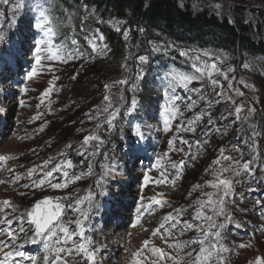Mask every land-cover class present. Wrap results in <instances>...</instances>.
Returning a JSON list of instances; mask_svg holds the SVG:
<instances>
[{
	"label": "rangeland",
	"instance_id": "1",
	"mask_svg": "<svg viewBox=\"0 0 264 264\" xmlns=\"http://www.w3.org/2000/svg\"><path fill=\"white\" fill-rule=\"evenodd\" d=\"M178 2L180 5L188 3L193 13L207 11L219 21L226 18L229 24H232L234 19L240 15L244 24H250L252 27L259 28L256 34L264 41V0H178ZM17 5L20 6L21 3L14 4L13 0L0 3V13H2L0 15V37H2L0 39V46L3 47L4 43L10 41L9 35L12 34L13 21L21 16L20 23L24 25L20 38H23V40L15 41L12 39L9 43V50L14 52L16 61L21 60L23 56L24 67L27 68V65L30 63L25 54L30 52L31 45L34 44L33 40L35 39L34 32L28 35L29 27H35L38 16L37 13L34 16H28L25 13L23 16V10H16L15 7ZM30 9H35V2L27 4L29 13ZM89 13H93V11L91 12L82 8L78 9L74 15H68V19H73V22L76 23L72 25V21L67 22L64 18L60 20L58 15L53 12L54 25L57 28V34L53 40L54 49L58 48L60 42L65 40L63 37L67 36V39H69L70 36L68 34H80L82 35L81 40L85 42V46H88V48L84 51L85 46L83 45L78 49L80 52L90 54L89 58L78 55L79 57L68 59L67 52L62 51L60 54L65 57L64 62L56 61V64L62 67V72L49 71L46 74L38 71L32 74L33 70L16 74L15 66L13 64L9 66L8 70L10 73L13 72L14 76L26 78V81L38 78V81L32 84V87L37 88V93L32 94L35 100H38L36 99L37 95L43 93V89L48 85V95H44L43 97L45 104H48L52 97L61 92V89H57V87L65 84L61 80L62 76H67L70 86L58 97L57 106H44L41 103L40 107H38L39 103L34 105L28 102L21 108H14V103L12 107L4 104L0 108V115H4L0 124L2 123L6 127L10 125L15 126V130H12L14 131V135L10 132L6 133L3 140H0V157H2L1 151L4 153L8 152L9 154L12 150H20L16 155L9 154L12 162L20 163L24 167V170L34 169L35 164H37L40 170H42L41 173L43 175L49 170L52 171L59 168L61 162L72 163L73 168L80 170L85 176L78 180L84 179L86 183L93 182L97 193L100 195L103 187L99 181L100 177L96 175V170L99 171V167L105 162L112 161L113 157L123 160L128 153L132 152L135 154L134 146H130L127 149L128 145L126 142L122 143L125 141L123 139L125 135H130V131L126 130L125 124L118 123L119 115L112 121L111 127L106 123L108 113L103 112V108L109 102L104 100V96L108 94L111 97L112 107L109 108V112L115 109H119L118 113L120 110L124 112L123 107L126 100L130 98L133 105L135 98L140 94L138 90L139 86L143 85V81L149 77L148 73L143 71V67L147 66L151 56H145L143 53L147 48H150L148 49L150 52L155 48H160L159 54L163 55L164 51L172 49V45L167 43L166 40L156 37V35H148L143 40L145 45L143 42H140L143 43L142 46H131V43H127L122 46L121 57H116L114 50L98 31L103 26H106L112 32L117 33L122 40L129 42L132 39L131 28L123 19L104 20L99 19L95 14ZM30 18H32L31 22L29 21ZM79 22L82 23V26H80ZM116 28L121 29V31H117ZM125 30H129L127 36L124 35ZM101 35L103 37L102 41L98 39ZM255 40L257 41V38ZM93 42L99 44L96 53L90 47V43ZM22 45H25L28 51H24ZM40 47L43 49L46 45H41ZM181 52H185V49L177 46L175 55L178 57L182 56ZM186 52L188 53L187 56L189 57L191 68V70L187 69L189 73L195 72L193 65H202L205 61L208 63L212 62L208 59L210 55H204L205 53L199 54L190 49H187ZM139 56L146 57L147 62L139 61L137 59ZM197 56L199 57V61L195 59ZM44 57L45 52H42L40 67L50 64ZM214 59L218 64V68L228 74L227 80L222 75L214 74L212 76V79L219 81V84L223 87L217 86L215 91H213L207 74L201 77L202 84L198 82H193L192 84L195 85L196 89L203 86L204 94L211 96L210 101L213 100L219 105L200 110L199 103L202 98L198 95L193 102V108L195 109L194 116L186 109L183 110V105L176 106L180 114L170 120L169 126L172 122L173 127L171 129L172 136H174L172 147L170 148L172 150L184 149V152L173 150L176 153L173 161L178 163L183 161L185 166L181 173L176 172L173 176L169 175L170 183L173 179H176L178 184L175 187L177 188L175 189L172 184L168 185L167 195L160 200L163 203L160 204L157 219L144 224L148 229L143 232L139 241L145 235L152 234V231L158 228L156 226L159 221L168 226V222L165 220L166 215L171 213L173 216H177V212L175 211L177 209L182 210L183 220L190 221L193 225L203 224L205 228L208 227L207 222L201 219H193V217H195L197 210L207 215H213L211 211L212 206L208 205L207 201L210 195L215 200L220 193V189L210 186L215 181L213 173L215 170L222 166H227L229 163L223 160H221L220 164L213 163L214 160L220 158V149L223 148L225 155L241 159L242 161L252 159L253 155L257 156L255 164L252 165L254 168L253 176L244 174L241 177H233L234 181L239 182L234 183V192L226 198L225 207V211L232 215L233 222L227 224L225 229L222 230L223 243L226 244L224 241L227 238L230 243L232 242V247H227L228 250L223 255L227 260V264H256L257 258H261V264H264V61L257 58L252 63L246 62L249 64V68L245 69L242 67V61L237 62V58L232 56H222L221 54ZM124 65L126 67H122ZM86 66H89V68L86 69ZM91 67L95 68L98 79L94 77L84 87L81 86V82L76 83L79 78L85 79ZM230 68H233L234 71H229ZM195 73L200 76V73ZM30 74H32L31 79H29ZM73 76H75V79H73ZM124 78H127V84H117L106 93V84L112 85L114 81ZM229 83L232 84L231 89L228 87ZM169 84H163L159 81L149 82L144 88L142 98L147 100L149 105H154L153 98L155 95L151 94L150 97V90L157 85L166 91L169 98L175 99L177 93H182V89L178 86L170 88ZM79 90L80 92H78ZM236 90L244 94L242 96L237 95ZM221 91L224 93V96H222L224 100H222V97H217L216 95L217 92ZM117 94L122 95L123 99L120 100ZM229 97L231 98L230 100L228 99ZM0 98L2 97L0 96ZM157 98L161 103H165L163 97H158V94ZM204 100L206 103H209L208 97ZM77 101H80L82 107L76 110V116H73L72 110L76 106ZM232 101H235V103L233 104ZM237 105L243 106L240 113L241 117H244L248 113V109H254V111L248 116L247 120L241 119L238 121L235 118V107ZM221 110L224 111L223 115L218 119H214L212 115L216 111ZM151 112L152 110H148L144 119L146 120L145 123H148L149 126L151 123L147 117ZM162 112L163 109L157 118L164 124ZM202 113L203 116L198 120L197 117ZM208 113L211 114V124L208 122ZM90 116L94 118L90 120ZM189 121H195L191 125V127H195V132L185 130L190 127ZM205 121L207 123L203 125ZM89 135H94L99 139L91 140L87 145L82 146L84 138ZM182 140L188 141V143H182ZM205 140H210L211 142L205 144ZM253 142H255V152L252 150ZM69 145L71 147H68ZM233 148H238L239 151H233ZM92 153H95V155H92ZM105 158L107 159L103 162L102 160ZM140 158H137L136 163L139 162ZM45 162H48L47 166L51 163L50 168L43 167ZM5 165L6 161H0V178H6L8 175ZM159 169L160 166H154L149 171V177L153 185L152 188H155L160 184V181L165 179L164 174L158 173ZM88 174L90 175L89 177L87 176ZM74 180H77L76 177ZM98 184L100 186H97ZM194 185H199V187H193ZM4 186L6 192L4 190L0 192V218L7 216L9 220L8 215L22 213L24 214L23 217L29 221L26 213L32 211L35 203L45 197H49L51 201L64 205L63 217L68 209H71L73 206L76 207L74 205L75 196H73L72 203V200L68 201V194L60 195L58 191L53 189L37 192L36 187L30 185L25 188L24 195L20 196L13 191V187ZM249 189H255V191H250ZM83 192H86V187L83 188ZM152 194L155 195V192L153 191ZM1 199H9L12 209L4 205V200ZM197 201L203 203L205 207L199 208ZM257 201L261 203L258 204ZM121 212L123 213V211ZM213 219L218 223L223 220L222 217L215 216H213ZM62 222L63 219L53 229L58 227L55 234L64 242L66 236L61 231L64 228L60 225ZM237 224L240 226L237 227ZM2 225L10 230V224L7 222ZM17 225L15 224V226ZM33 226L30 221L29 224H26V235H33ZM180 227L181 225H177L176 228H173L172 232L183 241H197L202 238L203 233L197 231L195 228L185 231L181 235L178 230ZM68 229L69 234L75 236L76 232L73 225ZM29 240L26 239L25 242L28 243ZM160 243L166 246L163 241ZM241 244L248 246L241 248L239 247ZM199 247L200 245L195 243L191 249L187 250L198 251ZM65 248H68V245ZM155 254L158 257L159 254ZM61 257L67 264H76L74 261H69L65 257L63 258V256ZM146 264H155V261L148 260ZM164 264L172 263L164 262Z\"/></svg>",
	"mask_w": 264,
	"mask_h": 264
},
{
	"label": "snow or ice",
	"instance_id": "2",
	"mask_svg": "<svg viewBox=\"0 0 264 264\" xmlns=\"http://www.w3.org/2000/svg\"><path fill=\"white\" fill-rule=\"evenodd\" d=\"M7 0H0V3H6ZM35 2V9L34 11L37 13L38 19L35 22V27L39 29L40 31L43 32V39L37 42V46L35 48L36 52V58H35V63L36 65L41 64V54L42 52H46L47 56L44 57V59L50 60V61H58V62H64L65 57H63L60 53L62 51H66V45L64 43H61L58 48L54 49L53 45V40L55 39V36L57 34L56 28L54 27V17L52 15L54 11V5H53V0H34ZM23 5H20L19 7H22ZM89 14H94L89 13ZM2 15V13H0ZM117 31H121V29L116 28ZM129 30L124 31V35L127 36V32ZM139 31L143 32V29H139ZM2 39V37H0ZM100 41L103 40V37L98 38ZM77 43L76 40L72 41V44L75 45ZM40 45H46L45 48H41ZM90 47L94 53L97 52L99 48V44L93 42L90 43ZM155 51H160V48H155ZM103 54V53H100ZM79 55H83L80 53ZM182 56H187V52H181ZM208 55V54H204ZM68 59L75 58V54L69 52ZM137 59L141 62H147V58L144 56H139ZM197 61H199V57H195ZM211 63H208L205 61L202 65L201 64H196L193 65L195 72L200 73V76H193V75H187L184 73H170L167 74V78L170 79L171 83L169 84V87H176L179 86L183 88L186 91H192V92H198L202 94V98L207 99L206 95L204 94V89L203 86L199 89L193 88L189 89V85L192 84L193 82H198L202 84L201 77H203L205 74H207L208 79L210 81V84L212 86V90L215 91V88L217 86H220L221 88L223 87L222 85L219 84V81L212 79V76L215 75H222L225 80L228 79V74L227 72H223L218 68V64L215 61V59L211 56L208 57ZM222 62V61H221ZM126 67V65L122 66ZM243 68L248 69L249 64L245 63L242 65ZM35 68H33V73L35 74ZM229 71H234L233 68H230ZM32 74H30L29 79H31ZM73 79H75V76H73ZM128 83L127 78L120 79L118 81H114L112 85H105V91L106 93L110 91L112 87L115 85H125ZM229 89L232 88V84L229 83L228 85ZM237 91V95H243V92H240L239 90ZM45 95H48V92H45ZM119 99L122 100L123 96L119 95ZM217 97H222L224 96L223 91L217 92L216 93ZM179 97H176L173 100H169L167 104L163 106V112L162 115L164 116V125L165 129H169V124L171 118H174L177 113L178 109L175 107V100H178ZM229 100L231 99L230 97L228 98ZM104 100L108 101L109 103L103 108V112L108 113L106 117V123L108 124L109 127L112 126V121L116 118L119 109H115L111 112H109V108L112 107L111 103V97L106 94L104 96ZM218 102V101H217ZM23 103V102H21ZM211 103V101H209ZM234 104L235 101H232ZM135 106V103L133 102V107ZM243 106L242 105H237L235 107V118L236 120H247L248 116L251 115V113L254 111V109H248V113L244 116L241 117L240 113L242 111ZM189 110H191V106H189ZM231 114V113H230ZM203 116V113L197 117L199 120ZM209 116V124H211V114L208 113ZM94 117H89V119H93ZM190 127L186 128V131H191L195 132V127H191V125L194 123V121H189L188 122ZM219 131V130H217ZM134 135H136L138 138H141L143 133L141 131V128L139 125L135 127L134 130ZM99 138L94 136V135H89L86 136L83 140V145H87L89 141L91 140H98ZM102 143V141H100ZM182 143L187 144L188 141H181ZM211 141L210 140H205V144H209ZM68 147H71L69 145ZM169 147H172V141L169 142ZM174 151H182V149H173ZM233 151H239L238 148H233ZM253 152L256 151L255 148V142H253L252 146ZM225 150L223 148L220 149V158L217 160H214V164H220L221 160L223 161H228L229 163L227 166H222L219 169L214 171V176H215V181L211 183V187L220 189L219 195L216 197L215 200L212 199L211 195L209 196V200L207 201V204L212 206L211 211L213 215H207L202 213L201 211L197 210V213L193 219H201L205 222H207L208 227L205 228L203 224L199 225H193L192 222L190 221H185L182 219V210H175L177 212V216H173L171 213L167 214L165 217L166 222H168V228L173 229L176 228L177 225H181V227L178 229L180 234L183 235L185 231L193 230L195 228L197 231H200L203 233L202 238L198 239L197 241H178L177 243L173 245H169V247H172L176 250V255L173 256L171 253H165L162 249L160 248H154L153 251L155 253H158L157 261L160 260H171L172 264H227V260L224 257V252H226L228 249L226 245L223 243V236H222V230L225 229L226 225L229 223L233 222V217L231 214L227 213L225 211L226 207V198L234 192V183H238L239 181H234L233 177H241L242 175L246 174L248 176H253L254 175V168L252 165L255 164L257 156L253 155L252 159L242 161L241 159L238 158H233L232 156L225 155L224 154ZM92 155H95V153H92ZM10 157L8 156H3L0 157V161H7ZM47 163L43 165V167H47ZM161 164V161L158 159L156 161V165L159 166ZM183 161H180L179 165L177 163L173 162L172 163V168L177 169L179 167L180 170L183 169L184 167ZM70 167V165H69ZM9 171H12V169H9ZM35 171V169L29 171V178H31L32 173ZM225 174H230V175H225ZM48 177L52 176V171L49 170L45 173ZM64 175L67 177V173L65 172ZM20 177L17 176V180H19ZM76 179H80V177H76ZM147 182V177L145 178ZM167 180L166 178L160 183H166ZM6 183V181L0 180V184ZM44 183L43 180H40L38 182L37 186H42ZM52 188L54 189H59L62 187H66L67 184L61 185V184H52ZM97 186H100L99 184ZM27 187V185H25ZM193 187H199V185H194ZM250 191H255V189H249ZM93 199L91 193L87 197L84 198V200H87L89 203ZM84 201L81 200L80 203H83ZM154 203L156 205H160L163 202L160 200H155ZM257 203H261L260 201H257ZM42 204H43V210H42ZM41 203H37L35 206V209L32 211H29L26 213L30 223L34 225V232L33 235L29 238L31 243H36L37 238H45L47 234V239H51V236L54 234V229L53 225L54 222L59 218L63 211V205L60 203L52 204L50 200H44ZM197 204L199 205V208L205 207L203 203L200 201H197ZM4 205H9V201H4ZM79 210V209H78ZM139 212L140 209H137ZM80 215L83 219H87V214L84 211L80 212ZM24 214H21L19 217L21 220L23 219ZM213 216L215 217H222L223 220L222 222H216V220L213 219ZM180 217V218H178ZM11 224V221L8 220L7 216L0 218V224L4 223ZM75 224L77 228H80L82 230L83 228V220H76ZM135 226V225H134ZM239 227L240 225H236ZM165 225L161 224L158 228L152 231V235L156 236L157 234L161 235V238L163 237V233L160 232L162 228H164ZM214 229V231H213ZM147 231V229H145ZM24 229L21 228V232H23ZM65 233L66 240L63 243H67V240L71 238L69 234V229L67 227H64L61 229ZM7 236L9 237L8 243H5L4 241H0V252L3 253V257L0 258V264H19V261H15L14 257H24V253L22 251L16 250V251H5V248L9 247L11 245V242L14 240H17L18 237L16 236L15 233L12 231H8ZM82 234V233H81ZM173 233L169 230L168 231V236H172ZM211 237V239H210ZM58 243H60L58 241ZM148 240L143 241V245L146 247L148 245ZM198 243L200 245L198 251L196 250H187L191 249L192 245ZM248 245L241 244L239 247H247ZM19 247H23V245H19ZM66 250L64 247H58L53 249H50L48 247L47 240H45V252L46 253H53V260L49 261V256L46 254L43 259L45 261V264H60V261L62 260L61 253H64ZM69 253L71 254V250H68ZM78 251L81 253H84L86 256L87 261L91 262V264H94L95 260V254L93 252L87 251L83 246L78 247ZM195 252V254H194ZM32 260V264H36L35 258H30ZM256 264H261V258H257Z\"/></svg>",
	"mask_w": 264,
	"mask_h": 264
},
{
	"label": "trees",
	"instance_id": "3",
	"mask_svg": "<svg viewBox=\"0 0 264 264\" xmlns=\"http://www.w3.org/2000/svg\"><path fill=\"white\" fill-rule=\"evenodd\" d=\"M53 5V12L63 18L64 15H74L84 7L95 11L94 14L99 19H123L131 28L132 40L136 42H143L148 35H156L179 46L193 45L203 49L243 53L264 61V41L256 34L259 28L244 24L240 15L229 24L226 18L219 21L207 11L193 13L188 3L180 5L178 0H84L83 4H80V0H53ZM141 28L143 32L139 31ZM101 33L114 50L115 56L121 57L123 42L119 35L106 26H103ZM170 54L174 56L173 52ZM157 57L155 54L151 58L149 67L168 63L181 65L182 62L178 57L177 60L167 58L165 61L153 62ZM88 71L85 79L79 78L76 83L81 82L84 87L94 77L98 79L95 68L91 67ZM143 87L144 85L140 89ZM73 116H76L75 110Z\"/></svg>",
	"mask_w": 264,
	"mask_h": 264
},
{
	"label": "bare ground",
	"instance_id": "4",
	"mask_svg": "<svg viewBox=\"0 0 264 264\" xmlns=\"http://www.w3.org/2000/svg\"><path fill=\"white\" fill-rule=\"evenodd\" d=\"M0 83H2V82L0 81ZM14 127L15 126H13V125L8 126L7 131L9 132L10 130H15ZM4 135H5V133L2 132V140L4 138ZM12 151H14V152H12ZM12 151H10L9 154L16 155L20 150H12ZM1 152H3V151H1ZM7 154H8V152H7ZM126 170L128 172H129V170L134 171V168L131 165L130 167L129 166L126 167ZM122 179H124V178L121 177L120 180H122ZM3 190H4V192H6L4 183L0 184V192H3ZM125 191H126V189L123 192H125ZM130 191H132V189ZM114 215H115V212H113V210H111L110 212H108L105 215L104 220H103V227L100 228V232L104 235V237L109 236V238H116V237H119L120 235L127 236L128 235L127 233L130 229L128 231H125V229H124L122 232H119L118 228L115 229L114 227H112L111 223H112V220L114 218ZM126 220H127V217H126ZM93 221H98V219L96 218ZM61 227H62V225H61ZM74 230H75V232L80 231L82 234L79 235V234L75 233V236H73V234H70L71 238L68 239L67 243H63L57 237V234H55V233H54V235L51 236L50 240L52 242H54L55 248H58V247H64L65 248V246L68 245V248H65L66 251L64 253H61V254L66 256L67 260L74 261L75 263H79V259L83 253L78 251V247L79 246H83L84 248L87 247L90 243H92V239L90 237V232L86 227H83L81 230L80 228H77V226H74ZM58 241L60 243H58ZM40 242H41V239H37L36 245L31 244L29 246V248L36 250V248L38 247ZM28 243H30V240ZM128 243L129 242H127L126 244H128ZM94 244L96 245V248H98V244L96 241H94ZM126 244H124V245H126ZM163 247L165 249V252L169 253V249L166 246H163ZM125 249H127L126 246L111 247L109 250H102V254L105 257H106V255L110 256L107 264H115L116 260H117L116 264H119L121 253ZM68 250H71V254L69 253ZM167 262H172V261L168 260ZM101 264H106V262L103 261Z\"/></svg>",
	"mask_w": 264,
	"mask_h": 264
}]
</instances>
